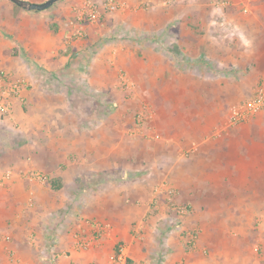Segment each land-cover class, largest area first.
Returning <instances> with one entry per match:
<instances>
[{"label":"crops","instance_id":"0c3cea01","mask_svg":"<svg viewBox=\"0 0 264 264\" xmlns=\"http://www.w3.org/2000/svg\"><path fill=\"white\" fill-rule=\"evenodd\" d=\"M82 1L0 0V85L23 80L0 113V264H113L121 245L129 264H264V110L229 123L264 84V0L80 22Z\"/></svg>","mask_w":264,"mask_h":264},{"label":"built area","instance_id":"2783aa9c","mask_svg":"<svg viewBox=\"0 0 264 264\" xmlns=\"http://www.w3.org/2000/svg\"><path fill=\"white\" fill-rule=\"evenodd\" d=\"M231 4L230 0H215L214 7L223 11L225 7ZM123 5L122 0H83L80 6L74 10L76 12L77 20L80 22H97L105 13H112L118 11ZM244 12H248V6H243ZM7 74L0 69V82L4 80ZM123 84L132 86L130 80L122 76ZM23 80L16 79L11 81L5 86L0 85V113L7 115L12 111V99L19 95L22 88ZM264 110V84L258 86L254 95L248 100L234 104L230 108L229 123L231 125L239 124L246 121L249 117L260 113ZM144 116L143 112L137 114V121H142ZM12 174V170H7L4 174L0 175V183L7 179ZM27 178L31 181L48 182L49 177L47 174L38 170H31L27 173ZM170 206L173 211L178 214H185L188 212L187 206L178 205L170 199ZM83 248H87L88 242L79 243ZM113 264H129V256L124 245L119 246L117 252L113 257Z\"/></svg>","mask_w":264,"mask_h":264},{"label":"water","instance_id":"95a60500","mask_svg":"<svg viewBox=\"0 0 264 264\" xmlns=\"http://www.w3.org/2000/svg\"><path fill=\"white\" fill-rule=\"evenodd\" d=\"M15 4L29 10H44L51 7L55 2L59 0H47L43 3H31L26 0H11Z\"/></svg>","mask_w":264,"mask_h":264},{"label":"rangeland","instance_id":"374dc122","mask_svg":"<svg viewBox=\"0 0 264 264\" xmlns=\"http://www.w3.org/2000/svg\"><path fill=\"white\" fill-rule=\"evenodd\" d=\"M210 3H211V0H208L209 7H205V6H203V7H201V8H202L201 11H202V12H203V11H206L207 13H208V12H211V10H210V8H211V7H210ZM240 10H241L242 12H244L243 7H242V9L240 8ZM126 75H127V78H128V77H129L128 74H126L124 71H123V73H121V75H120V81H121L120 84H121V86L124 87V88H125V87L127 88V85L123 84L122 76H125V77H126ZM128 79H130V77H129ZM135 120H137V115L135 116ZM33 204H34V203H33Z\"/></svg>","mask_w":264,"mask_h":264},{"label":"trees","instance_id":"16d2710c","mask_svg":"<svg viewBox=\"0 0 264 264\" xmlns=\"http://www.w3.org/2000/svg\"><path fill=\"white\" fill-rule=\"evenodd\" d=\"M61 185H62L61 180H58V179L52 180V186L54 189H59Z\"/></svg>","mask_w":264,"mask_h":264}]
</instances>
